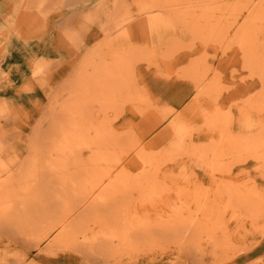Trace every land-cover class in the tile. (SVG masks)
I'll list each match as a JSON object with an SVG mask.
<instances>
[{"label":"rangeland","instance_id":"rangeland-1","mask_svg":"<svg viewBox=\"0 0 264 264\" xmlns=\"http://www.w3.org/2000/svg\"><path fill=\"white\" fill-rule=\"evenodd\" d=\"M112 11L129 34L108 43ZM96 49L122 63L95 119L121 138L127 177L134 147L154 162L107 194L114 218L19 240L2 223L32 194L12 162ZM0 164V264H264V0H0Z\"/></svg>","mask_w":264,"mask_h":264},{"label":"bare ground","instance_id":"bare-ground-1","mask_svg":"<svg viewBox=\"0 0 264 264\" xmlns=\"http://www.w3.org/2000/svg\"><path fill=\"white\" fill-rule=\"evenodd\" d=\"M127 18L125 13L113 14L109 26H105L106 28L104 29L105 42L109 43L117 35L123 33L129 34ZM126 53V58L123 56V61L128 59V55L131 52ZM102 55V52L96 49L85 60V63L78 67L73 80L64 88L68 98L64 102L51 105L47 113L39 121V127H37V130H35L34 135L29 141V155L25 161L21 163L17 161L12 162L14 171L17 168L16 175L19 174L21 176L19 178L20 182L22 179L23 183L21 187H25L28 191L27 193L32 194L26 200L20 199L17 201L16 207H19V210L15 219H6L2 223V228L5 227L9 232L15 233L19 240L26 241L29 239L30 242V232L49 225L48 228L43 230V237L48 238L58 231L50 241V244H53L58 239L60 240L61 235H68L69 232L72 233L91 214L97 216V213L106 212V215H110L111 217L115 210L109 203L107 194L117 193L122 181L125 183L123 186L128 187L132 176L139 173L142 176L154 160L153 158H149L150 156L148 158L146 155L141 156L143 155L141 154L143 151L142 145H139L140 148L138 149L134 147L135 153L132 152L134 154L130 159H134L135 162L132 168L134 173L127 177V173L124 171L125 166H123L125 162L123 164V156H121V153L125 151L120 153L121 150L118 152L117 149L121 146V138L117 137L111 128L106 127L101 121H97L93 115L91 103H98L104 111L107 106V100L120 92V83L117 82L115 76L119 68L118 65L120 66L122 61H117L118 64L116 63L114 68L113 66L101 67L100 62L104 58ZM87 66H91L93 71L87 73L85 71ZM179 130L173 128L170 133L171 138L177 136ZM145 156L146 158H144ZM9 175L11 177L12 174ZM145 177L147 178L148 176L145 174ZM148 178L150 179V177ZM89 180L94 181L91 187L87 188L88 186H86V189H79L83 183L89 182ZM149 181L151 182V179ZM20 184H18L19 187ZM146 184H149L147 179ZM152 191L149 192L152 193ZM57 194L68 195L64 196L65 198L57 200ZM73 194L84 195L75 203H70ZM55 200L57 203L59 201V209L56 206L58 210L53 208L54 204H52L53 206L51 205ZM11 207L12 209L14 208L13 206ZM101 214L100 218H102ZM95 218L93 217L94 220ZM124 219H126L125 216ZM89 220L91 221L92 219ZM89 220L88 224L90 223ZM113 234L108 236L109 239ZM123 235L125 234H122L121 237Z\"/></svg>","mask_w":264,"mask_h":264}]
</instances>
